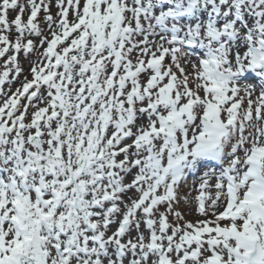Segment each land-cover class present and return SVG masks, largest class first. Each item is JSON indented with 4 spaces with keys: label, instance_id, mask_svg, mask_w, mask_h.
<instances>
[{
    "label": "snow or ice",
    "instance_id": "snow-or-ice-1",
    "mask_svg": "<svg viewBox=\"0 0 264 264\" xmlns=\"http://www.w3.org/2000/svg\"><path fill=\"white\" fill-rule=\"evenodd\" d=\"M0 61V264H264V0H0Z\"/></svg>",
    "mask_w": 264,
    "mask_h": 264
},
{
    "label": "rangeland",
    "instance_id": "rangeland-1",
    "mask_svg": "<svg viewBox=\"0 0 264 264\" xmlns=\"http://www.w3.org/2000/svg\"><path fill=\"white\" fill-rule=\"evenodd\" d=\"M52 11H53V14H55L56 9L53 7ZM14 15H15V13H10V16H14ZM42 17H43V13H41V17H40V19H42ZM70 18H71V17H70ZM41 26L44 27L43 24H41ZM21 62H22L23 67H24L25 70L27 71V69H28V67H29V64H30V61H28V60H24V59L22 58ZM2 63H3V61H0V64H2ZM0 70H2V69H0ZM22 80H23V76H21V77L19 78V80H18L17 82H15V83L12 85V89H13V91L15 90V88H17V87L20 86V81H22ZM6 87H7V86H6ZM191 182H192V181L190 180V181H189V184H191ZM193 195H195V193H193ZM162 210H163V209H162ZM177 210L180 211V212H182V214L184 215V219H185V220L195 222L197 219H200V218H201V217H199V216L196 214L193 205L186 204V203H181V205H179V206L177 207ZM173 219H174V218H170V222H171Z\"/></svg>",
    "mask_w": 264,
    "mask_h": 264
},
{
    "label": "bare ground",
    "instance_id": "bare-ground-1",
    "mask_svg": "<svg viewBox=\"0 0 264 264\" xmlns=\"http://www.w3.org/2000/svg\"><path fill=\"white\" fill-rule=\"evenodd\" d=\"M70 17H71V13H70Z\"/></svg>",
    "mask_w": 264,
    "mask_h": 264
}]
</instances>
